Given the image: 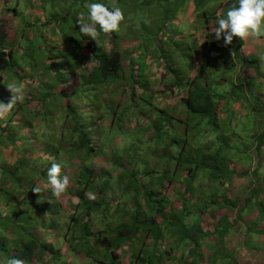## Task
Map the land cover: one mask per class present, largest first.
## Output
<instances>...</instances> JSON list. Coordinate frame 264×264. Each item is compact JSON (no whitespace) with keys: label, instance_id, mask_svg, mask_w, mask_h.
<instances>
[{"label":"trees","instance_id":"trees-1","mask_svg":"<svg viewBox=\"0 0 264 264\" xmlns=\"http://www.w3.org/2000/svg\"><path fill=\"white\" fill-rule=\"evenodd\" d=\"M116 1L118 0L112 2L93 0L94 3L102 2L110 9ZM172 2L176 6L179 0H143L142 4L146 5L144 6L146 9L162 8L165 13V8ZM190 3L191 13L197 12L199 7L203 11L202 15L195 14L190 24L195 29L201 28L199 30L203 36L199 44H210L207 51L208 62L218 63L217 61L224 59L223 63L233 65L241 62L242 65L252 67L251 63L254 62L247 60L243 55L242 41L239 38L234 37L232 43L225 47L223 38L217 41L212 32L221 14L226 12L231 4L237 3V0H191ZM212 4L215 8L209 7L211 8L209 9L208 6ZM119 7L124 9L123 5ZM174 18L173 16L166 18L164 14L159 27L156 22L157 33H154L153 41L157 36L162 35L160 29L165 28ZM2 28L4 27L0 25V45L5 41ZM173 30L174 28H171L164 43H154L153 47H159L161 44L177 46L176 42L171 41L172 34H175ZM117 32L108 36L101 34L98 44L91 38L87 36L81 38L80 35L81 40L86 42L85 46H82L81 42L84 51L78 49L76 54L86 58L90 63V69L85 73L88 67L83 62L77 75L82 76L80 77L82 82L89 84L88 89L96 93L97 97H100L101 91H105L107 87L112 89L108 99L113 98L116 107L119 104L115 97L117 92L125 94V90H128L126 87L128 82L130 86L131 84L138 86L141 83L139 89L141 93L134 95L137 98L134 102L135 106H130L133 110L137 109L135 113L142 117L143 110L138 108L139 100L146 98L148 102L145 104L149 105L148 112L152 113V117L148 116L149 120L145 121V124L141 122L140 125L129 123V116L133 115H128L126 111L124 116H118L115 112L106 118L99 116L95 119L101 110L96 100L86 112H83L81 123L69 127L72 139L69 153H73L70 157L71 165L72 160L78 162L73 164L77 168L74 183L71 184L74 187L73 191L69 188L66 194L71 192L77 202L69 204V212L66 214L62 228L55 223L59 213L56 211L58 204H48L47 200L39 201L38 204L37 198L33 196L35 194L31 191L35 184L29 186L26 183H19L18 187L29 192L23 190L21 199L10 193L8 200L29 202L28 206H31L33 213L40 212L39 224L46 223L47 229L55 230L59 234L72 262L79 257L80 260L88 261L90 264H122L120 254L123 253L126 256V264H163L165 261L173 260L180 261L179 264H197L201 253L195 252L194 256L189 251L195 248L201 251L202 245L207 241L213 242V239H215L213 244L221 243L225 236H221L220 230L214 225L212 230H202L201 216L206 210L211 213L221 206L227 204L229 208L232 206L231 202L225 200L218 192V187L229 182L233 175L226 159L222 156V150H227L229 146L215 133L217 129L219 130L218 121L221 106L225 104V96L209 91L206 81L209 77L203 72V68H207L206 65L209 63L201 59L198 51L187 57L188 76L180 77L175 68L168 66L164 53H154L157 57H153L152 52L155 51L153 48V51L143 50L142 63L146 58L152 57L151 60L155 58L154 64L161 67L164 75L167 74L166 85L164 83L162 92L173 94V90H182L183 96L179 98L180 109H177L179 113L177 111L176 117L172 115L175 109L169 113L167 109L150 105L149 95L143 93L148 91L147 80L143 79L145 74L143 69L138 70V66L135 65V56L140 54H136L134 50L141 51L140 47L144 44L141 42L136 44V36L128 40V46L123 41L118 42L119 38L122 40L124 34L120 32L117 35ZM193 43L195 45L197 41L194 40ZM10 54L9 50L0 49V101L4 103L9 101L10 93L3 84L2 72L14 68ZM159 57L164 60L158 59ZM134 67L137 71H133ZM124 69L128 70L126 75ZM192 72L194 75L190 77ZM209 83L212 82L209 80ZM133 94L131 91V101L134 100ZM120 117H122L121 122ZM102 121H107L108 124L104 125ZM114 121H119L120 126L109 131ZM85 124L93 126V129H90L93 137H87L82 131ZM102 125L105 127L103 130L99 129ZM263 134L262 132L258 136L255 149L262 146L260 138ZM95 143L98 146L94 147ZM103 146L110 152L104 161L109 168L101 165L99 171L93 173L91 162L98 154L101 157L105 156L100 151ZM19 161L21 160L17 159L12 166L15 167L13 171L8 167L4 168L6 175L3 176L1 173L2 180L14 176L19 169ZM71 165L64 167L67 169ZM43 177L47 179L44 171ZM36 178L37 181L40 180L39 177ZM91 179L95 180L93 184L90 182ZM15 182L16 180H13V183ZM202 183H205L206 187L210 183V190L202 188ZM168 187L171 189L167 197L164 190ZM89 191L95 199L85 195ZM44 193L45 190L40 195ZM107 193L115 200L113 205L105 199ZM251 195L257 198L255 193ZM237 200L235 203H238ZM247 203L244 202L245 207H248ZM257 213L259 218L263 217L264 208L257 210ZM215 222H219V219ZM60 229L62 231L64 229V232L61 233ZM27 235V240L20 244L15 256H10V248L7 249L3 243L0 244V254L6 261L10 257H16L27 263L32 251H36L39 256L47 253L51 260L59 258L58 250L53 249L50 243H38L37 239ZM188 258L190 260L187 262Z\"/></svg>","mask_w":264,"mask_h":264},{"label":"rangeland","instance_id":"rangeland-1","mask_svg":"<svg viewBox=\"0 0 264 264\" xmlns=\"http://www.w3.org/2000/svg\"><path fill=\"white\" fill-rule=\"evenodd\" d=\"M142 1H116V6H124V9L122 7L121 9L125 16L124 21L121 22L120 30L117 32V35L120 32L124 35L122 40L119 38L118 42L123 41L128 46V40L136 36V44L139 42L144 44L140 47L141 51L134 50L136 54H140V56H135V65L138 66V70L143 69L145 74L143 79H146L148 83V91H143V93L149 95L150 105L167 109L169 113H172L170 111L175 109L172 115L176 117L177 109H180L178 106L179 98L183 96V91L173 90V94H169L167 91L162 92L164 83L166 85L167 74L164 75L161 67L154 64L153 60L157 57L154 53H164V59L167 61L168 66L175 68L180 77L188 76L187 57L193 55L194 51H198V55L201 54V59L208 62L207 51L210 44H199L202 42L201 36H203V33L199 30L201 28L195 29L190 24L195 14L202 15L203 11L199 7L197 12L191 13V0H179L176 6L172 2L170 6L165 8V13H163L162 8L160 9L156 5V8L146 9L144 7L146 5L142 4ZM90 3H94L93 0H0V25L4 27L2 28V35L5 40L0 45V49L9 50L11 53L10 60L14 64L11 71L2 72L3 84L17 82L25 86L24 102L17 103L6 120H0V244L3 243L5 248H10L9 255L15 256L20 244L27 240V234H29L37 239L38 243H50L52 248L58 250L59 253L57 260H51L47 253L39 256L36 251H32L28 262L25 264L90 263L80 260L79 257L72 262L67 254L64 242L58 236L59 234L55 230L47 229L46 223H42L43 226L39 224L38 216L41 213H37V211L33 213L31 206H28L29 202L22 203L8 200L11 196L10 193L18 198L21 196V192L25 189L18 187L19 183H26L29 186L33 183V186L35 184V186L45 189L43 171L46 175L52 162L45 159V156H54L56 162L61 163L62 166L68 167L71 165L70 157L73 153H69L72 145L69 127H73L76 123L80 124L83 112H86L96 100L101 110L95 116V119L99 116L106 118L115 112L118 116H124L126 111L128 115H133L129 116V123L134 122L133 125H140L141 122L145 124V121L152 117V113L148 112L149 105L145 104L148 102L146 98H140V106L138 107L143 110L142 112L140 110V112L144 120L135 113L137 109L133 110L131 108V106H135L134 102L137 101L134 95L141 93L139 90L141 89V83L138 86L136 84L130 86L128 82L126 84L128 90H125V94L117 92L115 97L119 104L116 107L113 98L108 99L112 89L107 87L106 92L102 90L101 96L97 97L96 93L88 89L90 85L82 82L80 78L82 76L77 75L83 62L88 67L85 73L90 69V63L86 58H81L76 54L78 49L83 50L82 46H85L86 42V40H81L82 37L86 36L80 34L78 20L83 16L87 22L88 10L85 6ZM209 7L215 8L214 4ZM155 13L157 14L155 15ZM164 14L166 18L170 16L175 18L171 23L168 22L165 28L160 29L162 35L157 36L156 40L153 41L154 33L157 30L156 22H158L159 27ZM159 17L161 18L159 19ZM171 28H174L173 32L175 33L172 34L171 41L176 42L177 46L161 44L159 47H153L154 43H164L168 39ZM145 34L147 35L145 36ZM80 35H82L81 38ZM194 40L197 41L195 45H193ZM248 41L243 43L242 47H245L242 50L248 53L246 55L247 60L254 62L251 63L252 67L246 64L242 65L241 62L233 65L223 63V59L217 61L218 63H215V61L208 62L207 68H203V72H206V76L212 82L209 83V80H206L209 91L220 94L222 97L225 96V104H223V107L221 106L220 120L218 121L219 130L217 129L215 133L219 136L218 138H221V141H224L225 144L227 142L229 146L227 150H222V156L226 159L232 173L234 167L239 172L240 177H237L236 180L233 178L231 182L234 185L233 189L241 187L240 192H243L242 195L244 196H248L247 193L252 189L250 188L251 178L247 174L253 177L257 188L259 183L256 176L264 178V134L260 138L262 147L254 149L258 136L262 132L264 133V60L261 59V56L264 55V38L256 43ZM153 48H155V51L152 50ZM143 50L153 51L152 55L155 58L151 60L152 57L147 55L149 58H144L145 60L142 63ZM213 54L215 53L213 52ZM158 59L163 58L159 57ZM133 71H137V68L134 67ZM127 72L128 70L124 69L125 75ZM192 75H194L193 72L190 77ZM247 87L251 89H247ZM131 91L134 93V98H132L134 100L132 101L130 98ZM236 97H239V99ZM110 118L112 117L110 116ZM119 120L121 122L122 117ZM120 122L114 121L112 127L108 130L117 128L120 126ZM102 123L104 125L108 124L107 121H102ZM85 125L82 131L87 137H93L94 135L90 130L93 129V126ZM100 128L103 130L105 127L102 125L99 126ZM96 145L97 143L94 147ZM100 151L105 156L101 157L98 154L93 158L91 162L93 173H97L101 165H105L104 161L110 154L107 147L104 146L100 148ZM26 153L29 154L28 158L25 155ZM17 159L21 160L19 161L18 171L11 179L9 177V179L2 180L1 173L3 176L6 175L4 168L8 167L10 171H13L15 167L12 166ZM256 160H259L256 164L257 168L252 171L251 168H255ZM77 162V160H72L71 167L63 170V173L70 178L69 188L71 191L74 188L71 184L74 183L75 172H77V168L73 164ZM104 167L109 168L108 165ZM240 167L245 168L247 171L244 173V170ZM36 176L40 180L37 181ZM13 180H16V182L13 183ZM90 182L93 184L95 180L91 179ZM246 183H250V187ZM209 187L210 183L207 185V189L210 190ZM170 189L168 187L167 190H164L167 197L170 194ZM258 190L264 193L263 189L259 188ZM218 192L221 193L220 190ZM85 195L89 198L93 196L90 191L86 192ZM33 196L39 201L46 199L48 204H53L54 201L58 204L56 211L59 213L57 212L58 216H56L57 219L55 218V223L59 228H62L64 221H66L65 217L69 212V204L77 202L71 192L65 194L60 200L52 198L51 193H48V191H45L43 195L35 194ZM105 199L109 200L112 205L115 203L109 193L106 194ZM229 200L233 205L232 211L216 209L211 213L209 210L204 212L201 216L202 229L212 230L214 224L220 230L221 236L229 233L230 222H226L224 219L215 222V219L221 214H226L225 216L230 218L235 217L238 212L235 210L238 203H235V198L230 197ZM246 205L248 207L242 208L238 213L257 212V210L264 208V200L253 197L248 199ZM251 224L256 227L260 224L259 229L262 230L245 229L244 235L251 236V239L255 240L258 238L259 242L264 237V222L259 221V216H256L251 220ZM60 231L63 233L64 229L63 231L60 229ZM244 241L246 240L244 239ZM213 243L207 241L202 245L201 248L203 249L201 251H198L197 248L189 251L192 255L195 252L201 253V258L197 264H242L243 262L245 264H264V249L262 248H258L260 254L255 252L254 256L243 259L249 248L244 246L243 242H238L236 245L241 259H235V257L225 259L222 254L225 249V242L222 241L217 245ZM231 247H234V245H231ZM120 256L122 264H126V256L123 253ZM189 260L190 258L186 259L187 262ZM179 263L180 261L173 260L171 262L165 261L163 264ZM0 264H6V259L1 254Z\"/></svg>","mask_w":264,"mask_h":264},{"label":"clouds","instance_id":"clouds-1","mask_svg":"<svg viewBox=\"0 0 264 264\" xmlns=\"http://www.w3.org/2000/svg\"><path fill=\"white\" fill-rule=\"evenodd\" d=\"M85 7L88 10L87 22L85 21L83 16L78 20L80 34H82L83 36L91 38L96 42V44H98V39L101 34L108 36L111 33L120 30L121 22L124 21L125 16L119 6L113 5V7L110 9L103 3H90ZM212 32L217 41L223 38L225 47L232 43L234 37L239 38L242 42L250 40L251 42L256 43L257 41H260L261 38H264V0H237V3L231 4L227 8L226 12L221 14V18L216 21ZM261 59L264 60V55L261 56ZM6 89L10 93V99L7 103L0 101V120H6L11 113V110L17 105V103H23L25 100V86L22 83L10 82L6 85ZM45 159L51 160L52 162L47 170V179L45 178L46 182H43V184L45 185L44 190L48 191V193L50 192L52 198L54 197L56 200H60L64 197L70 187V178L67 174L63 173V169H65L64 166H62L61 163H57L54 156H45ZM258 162L259 160H256L255 168H251L252 171L257 168L256 164ZM242 170H245V168H242ZM243 172L245 173L246 171ZM238 174L239 172L234 167V172L229 182L223 183L221 187H218V189L221 191V194L223 195V198L225 200L230 201V197L235 198V200L238 199V204L236 203L237 208H235V210L239 212L242 208L245 207L244 202H248V199L253 197L251 193H255L258 199L263 200L264 193H262L263 196L259 195L261 197H258V194L261 193V191L258 190L260 188V184L257 188L255 186V181L254 185L251 187V191L247 193L248 196L242 195L243 192L241 193L240 191L239 193H235L233 188L231 191V181L233 177L237 176ZM252 180H254L253 177ZM262 182L264 184V179ZM202 188L206 189L207 187L202 183ZM24 191L29 192L26 189ZM31 191L36 195H40L43 189L40 186H35L31 189ZM21 197L22 195L19 198L21 199ZM90 198L95 199L94 196H91ZM37 203L39 204V200H37ZM53 203H55V201ZM232 207L233 205L229 208L227 204L221 206V208L219 209L223 211H230ZM238 212L235 214L234 218L227 217L225 216L226 214H221V216L215 219V221H217L218 219L219 221H221L223 218L226 222H230L231 227L228 231L229 233H227L226 235L232 236L235 234V237L238 236V241L234 242V244H231L234 245V247H231V245L228 247L224 243L225 249L223 250L222 254L231 259L234 258L235 255H237L235 259H241L238 255V252L235 251V248L237 247L236 244H238V242H243L244 245V237L243 235H241V233L243 234V232L240 224L242 221V217L240 215L241 213ZM237 226L240 227V230H238ZM207 230L209 229L207 228ZM239 235L241 236L240 238ZM224 237L222 238L223 242L225 241ZM214 240L215 239H213V241ZM231 248H233L234 250H230ZM255 252L260 254L257 249ZM248 255L249 253L244 254L243 259H245V257L248 258ZM252 255L253 254L251 253V256ZM6 264H25V262L19 258L10 257L7 259Z\"/></svg>","mask_w":264,"mask_h":264},{"label":"crops","instance_id":"crops-1","mask_svg":"<svg viewBox=\"0 0 264 264\" xmlns=\"http://www.w3.org/2000/svg\"><path fill=\"white\" fill-rule=\"evenodd\" d=\"M245 41H243L242 42V45H243V43H244ZM249 42V41H248ZM245 46H243L241 49H243ZM242 53H243V55L244 56H246V55H248V53H246V52H244L243 50H242ZM251 77V76H250ZM26 155V157L28 158L29 157V154L28 153H26L25 154ZM66 169V168H65ZM244 171H247L246 169L244 170ZM247 176L248 177H250L251 178V187L254 185V180H252V177L251 176H249L248 174H247ZM237 177H240V175L238 174L237 176H235V177H233V178H235V180L237 179ZM257 178H258V182H259V184H260V188L261 189H263L264 190V184H263V179L264 178H262V177H258V176H256ZM233 180V179H232ZM38 183H40V182H38ZM231 184H232V187H231V191H232V188H234V185H233V183L231 182ZM246 185L248 186V187H250V183H246ZM250 187V188H251ZM239 191H241V187H238L237 189H234V192L235 193H239ZM262 191H261V193H259L258 194V197H261V196H259V195H262ZM263 196V195H262ZM241 217H242V221H241V227H242V232H243V234L241 233V235H243V237H244V239L247 241H244V245L246 246V247H248L249 248V250H247V252L246 253H249V255L247 256L248 258H250L251 257V253L253 254V255H255V251H256V249H257V251H258V248H262V249H264V237L258 242V238L255 240V239H251V236H245L244 235V232H245V229H250V228H252V229H258V230H262V229H259L260 228V224L256 227L255 225H252L251 224V220L252 219H254L256 216H259V214L256 212V211H247V212H241ZM245 215H247L246 217H244ZM259 221H263L264 222V215H263V217H261V218H259ZM237 228H238V230H240V227H238L237 226ZM238 236H236L235 237V234L234 235H232V236H228V235H226L224 238H225V244H226V246H228L229 247V244L231 245V244H234V242H237L238 241V238H237ZM241 236L239 235V238H240ZM235 239V240H234ZM213 242H215V240L213 241ZM229 243V244H228ZM230 250H234L233 248H231ZM235 251L236 252H238V247H236L235 248ZM235 251H233V252H235ZM237 255H235L234 257H236ZM244 263V262H243Z\"/></svg>","mask_w":264,"mask_h":264}]
</instances>
